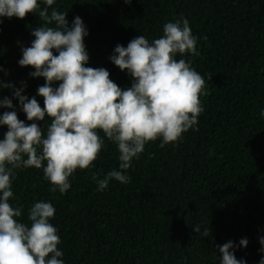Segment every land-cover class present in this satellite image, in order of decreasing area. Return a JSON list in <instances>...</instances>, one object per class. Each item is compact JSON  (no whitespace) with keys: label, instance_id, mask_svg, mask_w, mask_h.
<instances>
[{"label":"trees","instance_id":"16d2710c","mask_svg":"<svg viewBox=\"0 0 264 264\" xmlns=\"http://www.w3.org/2000/svg\"><path fill=\"white\" fill-rule=\"evenodd\" d=\"M51 7L67 12L69 27L76 16L83 20L86 66L107 69L121 89L132 80L110 61L115 46L127 47L139 35L151 42L163 35L165 23L187 19L199 55L176 59L190 61L203 76L204 110L178 142L147 143L127 170L129 183L113 179L99 191L92 179L120 163L116 144L102 131L105 143L93 167L77 169L64 194L49 191L42 169L14 170L9 202L22 206L19 219L28 223V208L36 202L52 203L50 223L58 230L64 264H220L218 246L228 241L237 245V259L259 264L264 258L259 243L264 237V0H55ZM0 20V81L17 89L26 83L22 94L35 96L43 107L37 88L44 79L18 64L21 49L35 39L32 30L43 22L34 13ZM4 97L30 124L11 88H0ZM11 110L0 108V115ZM37 123L43 128L50 121L46 116ZM7 130L0 126V140ZM208 227L211 235L204 237ZM242 238L246 248L239 247Z\"/></svg>","mask_w":264,"mask_h":264},{"label":"clouds","instance_id":"9594fccd","mask_svg":"<svg viewBox=\"0 0 264 264\" xmlns=\"http://www.w3.org/2000/svg\"><path fill=\"white\" fill-rule=\"evenodd\" d=\"M42 2L43 8L41 0H0V17L24 19L34 13L43 22L32 30L35 39L31 46L21 49L18 64L33 68L29 75L45 81L37 88L43 107L35 96L29 99L22 94L26 83L21 82L22 87L17 89L12 83L0 81V88L13 90V98L31 122L26 124L18 118L12 99H0V108L12 109L0 115V126L8 129L0 140V264H64L63 252L58 249V230L50 223L55 216L52 203L31 205L28 223L19 219L22 206L10 204L14 170L42 169L52 185L49 191L64 194L77 169L93 167L106 138L118 148L119 167L103 178L93 173L92 179L99 191L113 179L129 183L127 170L147 143L160 139V147H164L178 142L197 124L204 110L200 101L203 76L190 61L176 59L178 54L199 55L197 38L187 19L165 23L163 35L151 42L139 35L127 47L115 46L109 59L121 71L126 70L132 80L130 87L121 89L107 69L86 66L89 54L84 38L88 31L83 20L76 16L69 27L67 12L51 7L55 0ZM46 116L50 123L42 128L37 122ZM194 231L200 233V226L196 225ZM202 235H211L210 228H205ZM259 243L264 252V237ZM247 246L248 240L242 238L239 247ZM218 247L220 264H246L237 259L233 241ZM259 264H264V258Z\"/></svg>","mask_w":264,"mask_h":264}]
</instances>
